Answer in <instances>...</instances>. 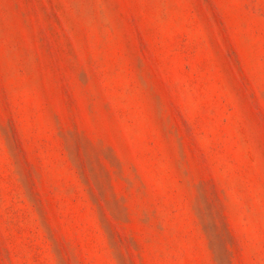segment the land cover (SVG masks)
Masks as SVG:
<instances>
[{
  "label": "rangeland",
  "instance_id": "obj_1",
  "mask_svg": "<svg viewBox=\"0 0 264 264\" xmlns=\"http://www.w3.org/2000/svg\"><path fill=\"white\" fill-rule=\"evenodd\" d=\"M0 264H264V0H0Z\"/></svg>",
  "mask_w": 264,
  "mask_h": 264
}]
</instances>
